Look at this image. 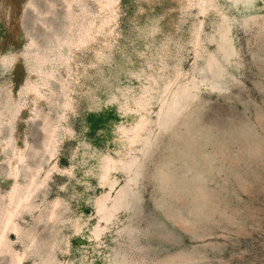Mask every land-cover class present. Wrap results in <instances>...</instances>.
<instances>
[{"label":"rangeland","instance_id":"374dc122","mask_svg":"<svg viewBox=\"0 0 264 264\" xmlns=\"http://www.w3.org/2000/svg\"><path fill=\"white\" fill-rule=\"evenodd\" d=\"M17 263L264 264V0H0Z\"/></svg>","mask_w":264,"mask_h":264},{"label":"bare ground","instance_id":"6f19581e","mask_svg":"<svg viewBox=\"0 0 264 264\" xmlns=\"http://www.w3.org/2000/svg\"><path fill=\"white\" fill-rule=\"evenodd\" d=\"M14 194V193H13ZM7 223V222H6ZM21 262V261H20ZM18 264V263H17Z\"/></svg>","mask_w":264,"mask_h":264}]
</instances>
